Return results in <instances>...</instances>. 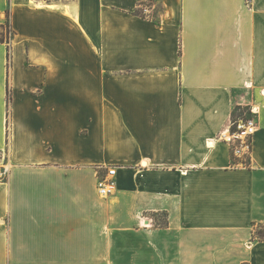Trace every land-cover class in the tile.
Instances as JSON below:
<instances>
[{
  "label": "crops",
  "instance_id": "obj_1",
  "mask_svg": "<svg viewBox=\"0 0 264 264\" xmlns=\"http://www.w3.org/2000/svg\"><path fill=\"white\" fill-rule=\"evenodd\" d=\"M8 9L0 251L14 264H264V0H0V24ZM237 106L256 112L250 166L222 139Z\"/></svg>",
  "mask_w": 264,
  "mask_h": 264
},
{
  "label": "built area",
  "instance_id": "obj_2",
  "mask_svg": "<svg viewBox=\"0 0 264 264\" xmlns=\"http://www.w3.org/2000/svg\"><path fill=\"white\" fill-rule=\"evenodd\" d=\"M153 4H150V2L143 4L142 9L145 18H151L147 14L154 9L155 4ZM255 114L256 112L252 108L248 117L232 118L228 129L222 133V139L230 146L233 166H250L253 139L258 130ZM116 173V167H111L105 173L99 174L97 189L101 196L106 197L114 190V176Z\"/></svg>",
  "mask_w": 264,
  "mask_h": 264
},
{
  "label": "trees",
  "instance_id": "obj_3",
  "mask_svg": "<svg viewBox=\"0 0 264 264\" xmlns=\"http://www.w3.org/2000/svg\"><path fill=\"white\" fill-rule=\"evenodd\" d=\"M137 14L143 18H145L144 14L142 15V12L140 9L137 10ZM6 17L7 20L4 24H0V28H7L8 29V33H7V37L5 38H0V42L1 43H6L7 44V50H8V60L10 61L11 58V53H10V44H11V40L14 37V30L12 28V24H11V12L8 9L6 11ZM8 97L9 100L11 98L10 93L8 92ZM250 115V107H243V106H237L232 114V118H237L239 116H243V117H248ZM166 225V222H165ZM253 239H257V240H261L264 241V225H260L259 226V230H255L253 233Z\"/></svg>",
  "mask_w": 264,
  "mask_h": 264
},
{
  "label": "rangeland",
  "instance_id": "obj_4",
  "mask_svg": "<svg viewBox=\"0 0 264 264\" xmlns=\"http://www.w3.org/2000/svg\"><path fill=\"white\" fill-rule=\"evenodd\" d=\"M146 2H150V4H155V2L153 1H143L139 4V9L141 10L142 12V15L144 14L143 12V4L146 3ZM153 2V3H151ZM153 4V5H154ZM154 9L152 10L151 13L147 14L148 16L155 19L156 17V12H155V5L153 6ZM145 16V14H144ZM7 33H8V29L7 28H0V38H5L7 37ZM0 164H3L4 166H1L0 167V181H6L7 179V175H8V168L6 167V165H8V162H7V158H6V154L2 155L0 154ZM4 221V220H3ZM166 222V218L163 217V215H160L159 217H157V219L155 220V224L156 223H160L161 225H164ZM255 230H259V227L256 228ZM13 251H0V264H14V259H13Z\"/></svg>",
  "mask_w": 264,
  "mask_h": 264
}]
</instances>
